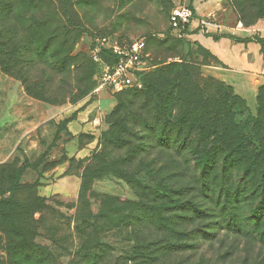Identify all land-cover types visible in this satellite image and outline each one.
<instances>
[{"label":"rangeland","instance_id":"374dc122","mask_svg":"<svg viewBox=\"0 0 264 264\" xmlns=\"http://www.w3.org/2000/svg\"><path fill=\"white\" fill-rule=\"evenodd\" d=\"M210 1L212 7L202 6L208 21L224 22L235 16L244 27L264 26V0ZM183 3L195 11L193 0H0V200H15L20 219L9 228L0 227V264H46L44 252L57 261L62 255L65 264L70 259L66 253L75 251L78 235L84 230L77 216L112 211L114 206H125L123 200L137 202L129 178L148 177L133 162L120 165L122 150L111 143L107 149L103 145L118 100L129 90L112 94L98 89L102 63L94 56L92 40L105 35L129 42L162 33L172 8ZM146 53L149 68L142 75L160 69L194 68L202 79L201 87L209 84L206 81H218L241 96L248 111L256 114L255 97L253 103L247 100L219 61L188 35L154 39ZM136 87L142 89L141 84ZM256 92L255 96L264 98L260 87ZM72 119L77 120L76 134L67 126ZM71 137L79 139L72 143L76 155L69 158ZM81 147L84 149L78 152ZM172 151L158 149L143 159L153 155L165 166L163 170L170 171ZM66 160L71 170L78 171L79 190L70 183L69 191L61 176L52 172ZM104 164L109 170L100 174ZM171 171L175 176L178 169L172 166ZM173 180L183 182L176 176ZM15 181L31 188H16ZM35 196L45 201L36 204ZM180 213L166 215L178 217ZM150 230L144 229L143 234L147 236ZM203 232L214 235L199 240L198 264H252L249 260L254 259L255 264H264V249L259 251L258 245L249 249L243 245V237H233L213 225L194 234L201 237ZM125 238L124 228L113 227L106 239L120 253L131 245Z\"/></svg>","mask_w":264,"mask_h":264},{"label":"trees","instance_id":"16d2710c","mask_svg":"<svg viewBox=\"0 0 264 264\" xmlns=\"http://www.w3.org/2000/svg\"><path fill=\"white\" fill-rule=\"evenodd\" d=\"M162 33L163 38L155 33L145 35L146 51L154 39L174 38L169 26ZM257 40L263 47L264 38ZM100 55L109 60L107 54ZM142 74L138 75L142 89H125L129 92L118 100L103 145L107 149L111 143L122 150L120 165L133 162L148 179L129 178L136 203L120 200L125 206H114L112 211L102 210L94 217L76 215L84 230L78 235L75 251L66 253L62 248L70 256L65 264H198L199 240L214 233L203 232L198 237L194 232L212 225L233 237H243V245L249 249L257 245L259 251L264 249V98L256 94V114L252 115L245 100L224 84L210 80L201 87L202 79L194 68ZM162 148L173 149L169 162L178 169L175 176L183 180L181 184L173 180L171 167L163 170L159 158L148 155L143 159ZM108 170L104 164L100 174ZM14 187L31 188L18 181ZM44 201L34 198L36 204ZM17 205L12 198L0 200V227L20 221ZM172 211L181 213L178 217L166 215ZM113 227L125 230L124 240L131 243L125 252L118 253L114 242L106 239ZM144 229L150 230L147 236ZM61 256L57 261L44 252L42 260L64 264ZM249 261L255 264V259Z\"/></svg>","mask_w":264,"mask_h":264},{"label":"crops","instance_id":"0c3cea01","mask_svg":"<svg viewBox=\"0 0 264 264\" xmlns=\"http://www.w3.org/2000/svg\"><path fill=\"white\" fill-rule=\"evenodd\" d=\"M211 1L202 3L200 0H193L194 19L191 21L188 29V36L196 41L203 48L208 50L222 65L227 72V76L232 78L234 85L238 86L239 92L246 96L251 103L254 102L255 92L258 87H264V45L258 39L264 38V26L244 27V25L234 16V19L227 18L224 22H211L204 18L206 14L202 9L204 7H212ZM227 17V16H226ZM198 20H205L211 23L204 30H196ZM217 39L213 38L216 32ZM246 40H237L243 39ZM68 129L76 134L77 120H70L67 124ZM79 137H71L69 146L72 147L68 151V157L76 155V150L73 149L72 143L77 141ZM84 149L77 148L78 152ZM55 176H61L59 179L66 184L65 188L71 191L70 183L76 185L79 190V174L77 170L69 168V161L56 165L52 169ZM62 178V179H61Z\"/></svg>","mask_w":264,"mask_h":264},{"label":"built area","instance_id":"2783aa9c","mask_svg":"<svg viewBox=\"0 0 264 264\" xmlns=\"http://www.w3.org/2000/svg\"><path fill=\"white\" fill-rule=\"evenodd\" d=\"M194 19V11L188 4H180L172 8L168 17L169 35L181 37L187 35L189 25ZM211 26L210 22L198 20L200 29ZM159 38L164 33H158ZM146 39L139 36L129 42H120L111 36H96L92 40L94 56L102 63L98 89H105L114 94L125 89L140 86L138 75L148 70L146 65ZM100 53L109 56L103 60Z\"/></svg>","mask_w":264,"mask_h":264}]
</instances>
